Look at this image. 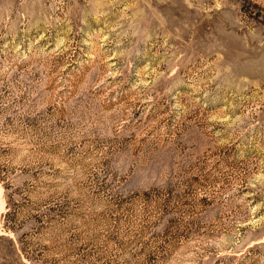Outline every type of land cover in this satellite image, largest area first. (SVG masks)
Segmentation results:
<instances>
[{
  "label": "rangeland",
  "instance_id": "374dc122",
  "mask_svg": "<svg viewBox=\"0 0 264 264\" xmlns=\"http://www.w3.org/2000/svg\"><path fill=\"white\" fill-rule=\"evenodd\" d=\"M0 264H264V0H0Z\"/></svg>",
  "mask_w": 264,
  "mask_h": 264
}]
</instances>
